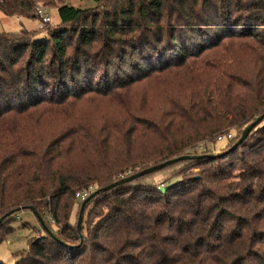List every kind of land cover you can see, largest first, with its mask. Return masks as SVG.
<instances>
[{"label":"trees","instance_id":"trees-1","mask_svg":"<svg viewBox=\"0 0 264 264\" xmlns=\"http://www.w3.org/2000/svg\"><path fill=\"white\" fill-rule=\"evenodd\" d=\"M94 1L0 0L60 17L46 39L0 33V245L33 207L57 239L32 237L15 264H264V121L228 154L198 151L229 150L264 113V0ZM241 150L232 190L216 163ZM195 155L97 194L79 233L77 193ZM178 165L207 168L164 193L149 181Z\"/></svg>","mask_w":264,"mask_h":264},{"label":"rangeland","instance_id":"rangeland-1","mask_svg":"<svg viewBox=\"0 0 264 264\" xmlns=\"http://www.w3.org/2000/svg\"><path fill=\"white\" fill-rule=\"evenodd\" d=\"M68 3L72 6H78L77 0H68ZM96 5L94 0H81V8H90ZM46 7V6H45ZM47 12L52 17V24L46 27V31L38 32V35L35 37V40H41L48 38V31L52 29L59 21L60 17L57 12V9L53 7H46ZM22 29H27L30 31L39 30V20L37 18H20L17 17H8L0 13V33L8 32V33H19ZM143 92H145L143 90ZM105 101V100H104ZM103 100H99L97 102H87L84 104L86 109H90L92 111H99L98 107L107 108V105L102 104ZM233 135H237V130H232ZM241 138V137H240ZM216 141V140H215ZM212 142L202 144L199 146V152L214 150L216 152H222L224 154H228L232 147L229 150L223 152L226 149L228 141L224 138L221 141ZM212 152V151H211ZM245 150H241L235 156H231L225 162L220 161L216 163L217 167L221 166L224 169H230V165L236 163L237 158L244 153ZM151 167V166H150ZM188 168L187 172H182L183 169ZM207 167L192 165L189 167L186 166H175L174 168H169L165 171H162L158 174H154L151 176L149 181H151L155 186L159 187H167L170 183L174 181H183L184 179H195L196 177L202 178L205 175L204 169ZM141 169H137L139 172ZM230 173L232 172V176H228L226 180H224L223 185L229 187L230 189H235L237 186L242 185L243 181L238 178V174L236 171L230 169L228 170ZM126 177V176H124ZM123 178V177H122ZM204 185L209 188L217 189L216 185L208 184L204 181ZM228 192H221V195L227 194ZM77 217H74V222L77 221ZM14 231L8 237V240L0 245V261L6 264H15L17 260L20 258V254L26 251L29 248V240L32 237H37L39 234H44V229L36 217L34 212L31 210H22L18 212L16 221L13 222Z\"/></svg>","mask_w":264,"mask_h":264},{"label":"water","instance_id":"water-1","mask_svg":"<svg viewBox=\"0 0 264 264\" xmlns=\"http://www.w3.org/2000/svg\"><path fill=\"white\" fill-rule=\"evenodd\" d=\"M264 121V113L257 117L256 120H254L252 123H250L247 128L244 130L241 138L239 139V141L232 147L231 150H234L236 149L240 144H242L247 138L248 136L250 135V133L258 126L260 125L262 122ZM205 157L204 155H195V156H182V157H178V158H174V159H171V160H168L164 163H161L159 165H155V166H151L147 169H144V170H141L137 173H134V174H131V175H128L126 177H123L122 179H120L119 181L113 183L112 185H109L105 188H102L100 190H97L95 192H93L89 198H87L81 205V210H80V216H79V220H78V231L79 233L81 234V228H82V220H83V216H84V211H85V207L87 205V203L92 199L94 198L97 194L101 193V192H106V191H109V190H112L114 188H116L117 186H120V185H123V184H126V183H129V182H132L136 179H139L143 176H146V175H149V174H152L154 172H157V171H160L174 163H177V162H180V161H185V160H192V159H198V158H203ZM161 192H166L167 188L165 187H161L160 188ZM28 210H31L32 212H34V214L36 215V217L39 219L41 225H42V228L50 235L52 236L53 238L57 239L56 236L49 230L47 229V227L45 226L43 220L38 216L37 212L35 211V209L33 207H30L28 208ZM21 210L18 209V210H15L13 212H11L9 215L13 214V213H17V212H20ZM6 216L2 217L0 219V223H2L4 220H5Z\"/></svg>","mask_w":264,"mask_h":264},{"label":"built area","instance_id":"built-area-1","mask_svg":"<svg viewBox=\"0 0 264 264\" xmlns=\"http://www.w3.org/2000/svg\"><path fill=\"white\" fill-rule=\"evenodd\" d=\"M37 15V19L39 20V30H41L42 32L46 31V27L50 24H52V17L50 16V14L47 12V8L45 7H40L37 9L36 12ZM233 136L230 134L228 135V138L231 139ZM224 137H219L218 140L221 141L223 140ZM200 149V148H199ZM92 187H90L87 190L81 191L79 193H77L76 198L79 202L83 203L87 198L90 197V195L92 194Z\"/></svg>","mask_w":264,"mask_h":264},{"label":"crops","instance_id":"crops-1","mask_svg":"<svg viewBox=\"0 0 264 264\" xmlns=\"http://www.w3.org/2000/svg\"><path fill=\"white\" fill-rule=\"evenodd\" d=\"M77 1H78V3H77L78 6H77V5H76V6H77V7H81V0H77ZM17 19H20V18H17Z\"/></svg>","mask_w":264,"mask_h":264}]
</instances>
